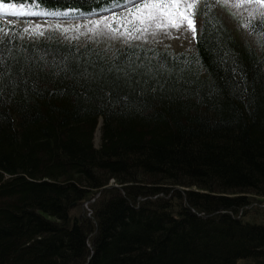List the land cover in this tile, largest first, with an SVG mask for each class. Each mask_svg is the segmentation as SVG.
<instances>
[{
	"label": "trees",
	"instance_id": "trees-1",
	"mask_svg": "<svg viewBox=\"0 0 264 264\" xmlns=\"http://www.w3.org/2000/svg\"><path fill=\"white\" fill-rule=\"evenodd\" d=\"M195 14L182 52L0 22V264H264V17L242 36L212 0Z\"/></svg>",
	"mask_w": 264,
	"mask_h": 264
},
{
	"label": "rangeland",
	"instance_id": "rangeland-1",
	"mask_svg": "<svg viewBox=\"0 0 264 264\" xmlns=\"http://www.w3.org/2000/svg\"><path fill=\"white\" fill-rule=\"evenodd\" d=\"M218 10L223 14L229 25L242 36L246 35V24L250 19L264 17V8L256 3H245L243 7L233 6L236 0H229L228 6H225L223 0H212ZM145 0H127L123 5L110 9V11L96 12L82 16H61L54 17L55 12H37L36 10L14 3H3L15 8H23L28 13H38L33 17L23 18L29 15H12L0 11V22L6 24L14 23L22 29V34L27 38L38 39L46 35V32H56L58 36L67 41H76L78 43H92L100 47L123 46L130 43H140L149 46H158L160 48H171L176 52L191 51L195 46V38L198 27V19L194 16L196 31L193 34L187 26L179 29L167 28L157 29L155 22L139 24L133 20L129 13ZM192 2V0H189ZM198 4L200 0H195ZM251 13V15H250ZM27 29V31H25ZM137 29H140L139 31ZM130 33V35H129ZM101 129V128H100ZM98 131V130H97ZM100 134H95V144H100ZM98 196V195H97ZM96 196V197H97ZM94 197L90 201L80 204L73 210L74 215L92 214ZM264 207V204L262 205ZM253 216L263 218L264 214L250 212ZM263 220L264 219H260Z\"/></svg>",
	"mask_w": 264,
	"mask_h": 264
},
{
	"label": "snow or ice",
	"instance_id": "snow-or-ice-1",
	"mask_svg": "<svg viewBox=\"0 0 264 264\" xmlns=\"http://www.w3.org/2000/svg\"><path fill=\"white\" fill-rule=\"evenodd\" d=\"M228 2L229 0H223L225 6H228ZM245 3H256L261 8H264V0H236L233 6L239 8L243 7ZM197 7L198 4L195 0H192V2H189V0H145L144 3L135 7L129 15L141 25L155 22L157 29H167L169 27L179 29L186 25L195 34L194 16ZM0 11L11 13L12 15L38 14L28 13L23 8L17 9L15 6L8 4H0ZM137 30L139 31L140 29Z\"/></svg>",
	"mask_w": 264,
	"mask_h": 264
},
{
	"label": "water",
	"instance_id": "water-1",
	"mask_svg": "<svg viewBox=\"0 0 264 264\" xmlns=\"http://www.w3.org/2000/svg\"><path fill=\"white\" fill-rule=\"evenodd\" d=\"M101 126H102V119L99 120V124H98V127H97V129H96V132H97V130H98L99 128H101Z\"/></svg>",
	"mask_w": 264,
	"mask_h": 264
},
{
	"label": "bare ground",
	"instance_id": "bare-ground-1",
	"mask_svg": "<svg viewBox=\"0 0 264 264\" xmlns=\"http://www.w3.org/2000/svg\"><path fill=\"white\" fill-rule=\"evenodd\" d=\"M127 1V0H126ZM125 1V2H126ZM130 1V0H129ZM124 4V3H123ZM123 4H121V5H123ZM105 11H110V9L109 10H105ZM105 11H100V12H105ZM97 133H99L100 134V128L98 129V131H97Z\"/></svg>",
	"mask_w": 264,
	"mask_h": 264
}]
</instances>
